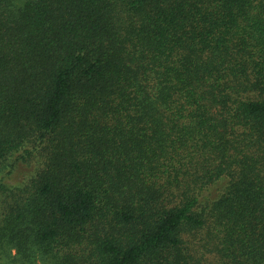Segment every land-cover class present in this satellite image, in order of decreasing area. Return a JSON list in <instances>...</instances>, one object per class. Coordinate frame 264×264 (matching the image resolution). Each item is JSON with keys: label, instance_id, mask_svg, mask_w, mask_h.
Listing matches in <instances>:
<instances>
[{"label": "trees", "instance_id": "trees-1", "mask_svg": "<svg viewBox=\"0 0 264 264\" xmlns=\"http://www.w3.org/2000/svg\"><path fill=\"white\" fill-rule=\"evenodd\" d=\"M0 264H264V0H0Z\"/></svg>", "mask_w": 264, "mask_h": 264}, {"label": "rangeland", "instance_id": "rangeland-1", "mask_svg": "<svg viewBox=\"0 0 264 264\" xmlns=\"http://www.w3.org/2000/svg\"><path fill=\"white\" fill-rule=\"evenodd\" d=\"M23 176L20 174V172H17V171H13L11 174H10V182L11 183H16L18 182Z\"/></svg>", "mask_w": 264, "mask_h": 264}]
</instances>
